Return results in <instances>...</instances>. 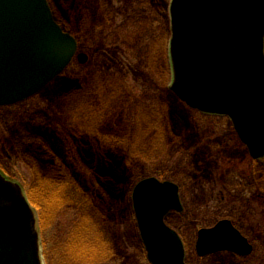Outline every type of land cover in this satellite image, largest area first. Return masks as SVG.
I'll use <instances>...</instances> for the list:
<instances>
[{
    "label": "rangeland",
    "instance_id": "rangeland-1",
    "mask_svg": "<svg viewBox=\"0 0 264 264\" xmlns=\"http://www.w3.org/2000/svg\"><path fill=\"white\" fill-rule=\"evenodd\" d=\"M48 1L57 21H61L58 22L63 27L73 28L71 35L78 42L77 53L85 54L88 62L81 65L74 60L59 78L36 96L14 106L0 107V168L11 181L21 185L35 214L43 264H149L131 202L133 186L147 177L159 175L162 180L170 181L177 179L176 173L183 177L180 172L206 175L215 170L252 171L261 175L253 179V185L259 191L264 188L261 164H253L248 159L231 131L228 118L188 111L169 90L172 82L169 59L172 0ZM94 79L102 80L103 85L87 88ZM80 108L84 127L79 126L75 135L71 130L69 133L76 144V160L84 170L74 167V175L67 173V181L63 183L68 188L54 186L56 190L49 191L54 199L48 197V205L36 210L39 201L33 188L35 175L30 168L34 166L41 176L48 169L47 156L36 143L46 136L48 139V135L67 133L72 113L78 116ZM158 112L164 116L161 120L154 115ZM85 125L94 131L93 134L101 131L95 137L118 132L121 136L125 134V140L129 141L120 152L101 148L91 138L84 137L88 131ZM140 135L150 137L143 141H160L147 145L148 153L143 155L145 162L137 160L139 155L135 154L136 150L131 152L133 144L128 143ZM69 156L72 159L66 150L63 160H69ZM133 157V162H129ZM102 158L108 163L102 162ZM58 164L63 173L71 167V163ZM93 166L107 176L103 179L106 189L104 192L102 187L96 186L103 200L93 201V208L82 211L66 196L70 183L73 191L69 200L84 194L85 177L89 179L87 168ZM201 180L194 187L185 186L184 214H171L167 218L185 239L187 261L190 264H264V193L258 191L247 192L252 200L248 217L257 222L243 227L251 238H255V234L259 236L252 257L241 259L221 254L203 261L197 259L194 251L196 230L224 217L237 218L230 200L221 204L214 185H209L212 183L205 176ZM187 181L192 179L187 178ZM241 191L238 187L235 195H240ZM98 212L106 228L104 243L85 237L72 250L67 244L76 225L88 222L90 215ZM40 215L43 227H40ZM87 260L91 263H85Z\"/></svg>",
    "mask_w": 264,
    "mask_h": 264
},
{
    "label": "water",
    "instance_id": "water-1",
    "mask_svg": "<svg viewBox=\"0 0 264 264\" xmlns=\"http://www.w3.org/2000/svg\"><path fill=\"white\" fill-rule=\"evenodd\" d=\"M170 91L188 108L226 116L253 160L264 158V0H172ZM76 39L54 20L47 0H0V107L21 103L70 65ZM81 65L85 54L76 56ZM132 207L150 264H185L178 235L165 224L181 212L177 187L139 182ZM35 214L22 188L0 174V264H42ZM252 247L229 222L198 233L196 254Z\"/></svg>",
    "mask_w": 264,
    "mask_h": 264
},
{
    "label": "trees",
    "instance_id": "trees-1",
    "mask_svg": "<svg viewBox=\"0 0 264 264\" xmlns=\"http://www.w3.org/2000/svg\"><path fill=\"white\" fill-rule=\"evenodd\" d=\"M56 21H57V19H56ZM59 22H61V21H59ZM59 24L63 27V24H61V23H59ZM65 26L66 27H63V28L67 32H69V33L73 32V28H71V27L69 28V26H67V25H65ZM85 80H87V79H85ZM85 80H82V81H85ZM103 83L104 82H102V80L94 79L93 81H91L88 84L87 88L99 87V86H102ZM173 98L176 99L174 96H173ZM181 105L184 107V109H187L189 111V109L185 105H183L182 103H181ZM77 113H78V116H77V114L72 113V114H74V116L71 117L72 122L69 124V126L67 128V131H66L67 133L61 132L62 135H61V133H57L53 136L48 135L49 136L48 139L46 136V137L40 139V142L37 141V143H36L39 145L38 149L43 150L47 156L45 158H46V164H47V168H48L46 171L47 173L43 176L39 175L36 172L35 168H33L34 166L32 168H30V170L32 169V171L35 175V183H34L35 185H33V188H34V193H35L36 197H38L37 198V200L39 201L38 204L40 205V207H39V205L37 207V204L35 205L36 210H39V209L43 208L44 206L48 205V202H46L48 197H51L52 200L54 199V197L52 196L53 194H51L49 192L52 190L53 191L56 190V189H54V186H56L57 189L60 187L67 189L68 185L63 184V183H66V181H67V179H66L67 175L66 174L69 173V175H71V174L74 175V171H73L74 167H76V166L80 167V162L76 160V153H77L76 144L71 141V135H70L71 131H72L73 135H75L74 134L75 132L78 133L79 131L77 129L79 126L84 127L81 124V122H83V117L79 116L82 113L81 108H80V110H78ZM154 115L159 120H161L162 117L164 118V116H163V114H161V112L154 113ZM141 117L143 118L144 115H142ZM138 123H140L139 119H138ZM158 123L163 124V122H161V121H159ZM164 125L168 126L166 123ZM85 126H87L86 128L88 129V131L86 134H84V137L87 136V138H91L101 148L107 147V149L116 150V152L119 150L118 152H120V150H121L120 148L126 144L125 142L129 141V140H127V141L125 140V137H126L125 134L123 136H121L118 134V132L117 133L108 132L106 134H103L102 136L100 135L98 137H95V135H97V133H100L101 131L95 132L96 134H93L94 131H90L88 125H85ZM81 136H83V132L81 133L80 137ZM133 138L134 139L128 143H132L133 145H130V146H133V148L135 147L134 149L132 148L131 152L136 150L135 154L139 155L137 157V160H139V161L141 159L145 158V157H143V155H145L144 153H148L146 151L148 149L147 145H149L151 142H153V143L154 142H160V141H153V140L152 141L150 140V142H149V140L148 141L142 140L145 138H150L148 136H141L140 135L139 137H136V138L133 137ZM45 139H47V142H44L45 143L44 144L42 141H44ZM77 147H78V145H77ZM124 149H126L128 152L130 151V149H128L127 147H125ZM66 150L69 152V155H72V159L69 156V160H66V159L63 160V157L64 156L66 157ZM99 157H101V156L99 155L98 158ZM134 158L135 157L131 158V160H129V162H133ZM95 159H97V157H95ZM144 160L145 159H143V161ZM58 162H60L61 164L63 163L64 166L66 164L68 165L71 163L70 164L71 167H69V169H67L63 173L61 166L58 164ZM102 162H104L105 164L108 163V161L104 158H102ZM251 163L256 164L255 162H252V161H251ZM97 165H95V166L97 167ZM29 166H31V165H28V167ZM82 167L83 166L80 167V169H79L80 171L84 170V169H82ZM96 167L93 166V167H89V169L87 168V173L89 174V175H87V177L89 179H87L85 177V179L87 180L86 181L87 186H86L85 190H83L81 188L84 191V194L77 195L75 198L72 197L71 198L72 201L69 200V197L73 191L72 187H71V183H70L69 193L66 196V199L68 198V201L70 203H73L72 205H74V206L76 205L78 208L82 209V211H88L89 209L93 208V204H92L93 201H97V200L102 201L103 200V198H100L101 193H98L99 191H98V189H96L97 188L96 186H99V188L102 187L100 189L105 192L106 186L104 184H106V183L103 182V179L107 178V176L100 173L96 169ZM260 167L262 170H264V161H262ZM96 175H98V176H96ZM59 181H60V183H58ZM262 188L263 187H261V190H262ZM76 190H77V188H76ZM262 192L264 193V188H263ZM50 194H51V196H50ZM47 209H48V207H47ZM39 213H40V211H39ZM40 217H41V226L40 227H43L42 216L40 215ZM85 219H87V216L85 217ZM89 219H88L89 223L84 221L82 223L79 222L76 225L77 227L73 231L71 239L69 240V242L67 244L72 250H74L75 247L78 245L79 240L80 239L84 240L85 237H87V239L89 237H91L92 240H94L96 238V240L99 239V240H101V243H104L103 241H105L104 235L106 233V228L105 227H104L105 229L103 228V223H104L103 220L104 219H103L102 214H100L99 212L96 215L91 214ZM84 226H88V227H84ZM40 234H42V231L40 232ZM43 244L44 243L42 242V245ZM76 250H79V248H76ZM85 263H91V262L89 260H87V261H85Z\"/></svg>",
    "mask_w": 264,
    "mask_h": 264
},
{
    "label": "flooded vegetation",
    "instance_id": "flooded-vegetation-1",
    "mask_svg": "<svg viewBox=\"0 0 264 264\" xmlns=\"http://www.w3.org/2000/svg\"><path fill=\"white\" fill-rule=\"evenodd\" d=\"M164 128L166 130L165 126H164ZM230 128H231V126H230ZM232 130L233 129L231 128V131ZM237 142H240V141L238 140ZM241 147H243L244 150L246 151L248 159L250 161H252L250 159V157L248 156V151H247L246 147L244 145H242V144H241ZM254 162L256 164L260 165L262 163V160H260V161L257 160V161H254ZM0 173L4 177H6V179L11 181V179H9V176L6 174V171H4V169L0 168ZM180 173H181V175H184L183 176L184 178L181 177L178 173H176V178L177 179L176 180H170V181L167 180V179L162 180L161 176H159V175H153V176L147 177V178H154V179L158 180L159 182H169V183H171V184H173V185H175L177 187L179 202H180V206L182 208V211L179 212V213L178 212L169 213L168 216L171 215V214H176V215H180V216L182 214H184V212H185V204H184L185 203V199H184L185 186H187V184H190L192 187H194L195 184H198L199 182L202 181L201 179L204 178V176L207 177V179H209V181L212 183V184L208 183L209 185H211V186L214 185L217 193L220 195L221 204H226L230 200L231 204L233 205L234 210L236 211V215H237L236 216L237 218H234V216L224 217V218H222L220 220H217L211 226L200 227V228H198L196 230V235H195V240H194V251H195V255H196L197 259L199 261H203V260H206V259L211 258L213 256H218V255H221V254H223V255L225 254V255H228V256L233 257V258H241V259H248V258L252 257V255L254 254L255 249H256L255 248V243H256L257 238L259 236L257 234H255V236H256L255 238L256 239L255 238H251L246 232H244L243 227H247L249 225L251 226V224L253 222H257V221H254L252 219V217L251 218L248 217V212L250 210H252L250 208V206H249V205H251L250 202H252V200L250 198L251 196H248L247 192L258 191V192H260V194H263L262 190L259 191L257 189V187L253 185L254 184L253 183V179L256 176H259L260 174L257 173V172H252V171H250V173L249 172H240L239 173V172L229 171V170L228 171H219V170L208 171L206 173V175H202L200 172H198V173H196V172H180ZM186 175H188V176H186ZM187 178L192 179V181L188 182ZM134 186H133V188H134ZM191 186H188V187L192 188ZM238 187L242 188V191H241L240 195L236 196L235 195L236 194L235 191H236V189ZM233 195H235V196H233ZM221 221L229 222L230 225L232 226V228L236 232H238L241 235V237H243L247 241V243L252 247V251H251V253L248 256H239V255H237L235 253H232V252L213 253V254H210V255H206L204 257H199L196 254V243H197L199 231H201V230H209V229L215 227ZM174 230L176 231V233H177L178 237L180 238V240L182 242V245L184 247V253H185L184 263L185 264H190L187 261L185 239L179 234V232L175 228H174ZM195 264H201V263H195Z\"/></svg>",
    "mask_w": 264,
    "mask_h": 264
}]
</instances>
